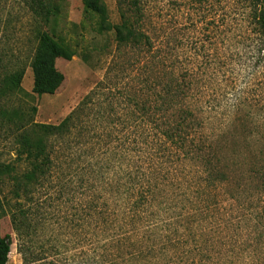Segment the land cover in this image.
Here are the masks:
<instances>
[{
	"label": "rangeland",
	"instance_id": "rangeland-1",
	"mask_svg": "<svg viewBox=\"0 0 264 264\" xmlns=\"http://www.w3.org/2000/svg\"><path fill=\"white\" fill-rule=\"evenodd\" d=\"M44 1L51 6L46 25L29 0H0V165L9 166L0 173V235L12 241L7 264H125L109 231H100L95 222L101 202L94 177L98 172L108 182L117 164L121 175L127 150L147 129L132 112L134 103L146 97L145 84L160 89L161 75L157 68L151 74L140 68L145 57L140 47L117 51L113 30L100 29L99 15L84 0ZM120 1L136 28L169 60L178 54L177 65L194 70L186 102L201 109L203 139L213 140L227 175L217 190L219 209L207 220L206 256L196 264H264V185L253 175L254 166L264 165V36L257 34L252 4ZM104 2L108 20L118 24L117 1ZM43 30L73 54L70 60L55 59L62 81L53 94L38 96L31 90L30 63ZM19 70V88H4V77ZM90 92L78 125L62 138H48L51 168L25 195H13L12 177L30 169L17 155L21 127L31 131L33 124H58ZM20 211L25 214L19 216ZM13 215L31 225L24 238L15 231ZM19 249L32 258L24 262Z\"/></svg>",
	"mask_w": 264,
	"mask_h": 264
},
{
	"label": "trees",
	"instance_id": "trees-1",
	"mask_svg": "<svg viewBox=\"0 0 264 264\" xmlns=\"http://www.w3.org/2000/svg\"><path fill=\"white\" fill-rule=\"evenodd\" d=\"M116 1L120 14L118 24L108 20L104 0H84L83 4L99 15L101 30H113L117 51L122 47H140L145 53L140 68L150 74L157 68L161 80L158 79L160 89L156 91H152L150 83H144L147 99L134 103L132 112L139 115L138 122L144 120L147 129L141 132L136 144L129 142L135 145L127 150L121 175L118 169L121 165L117 164L108 182L104 183L98 172L94 177L97 200L101 202L96 204L95 222L100 231H109L113 250L122 254L125 264H196V260L206 256L207 220L219 209L217 190L222 189L227 175L219 166L213 140L203 139V121L197 113L201 109L186 102L194 70L188 65L178 66V54L169 60L167 52L161 51L148 34L137 29L135 21L123 12L121 1ZM248 1L253 7L257 34L264 36V0ZM28 4L46 25L51 12L49 3L29 0ZM36 37L30 63L31 90L38 96L53 94L62 81L55 59L70 60L73 52L47 31H39ZM22 75L21 70L6 75L2 80L4 88L18 89ZM148 76L145 74V82ZM91 100L92 92L58 124H33L31 131L21 127L17 155L29 162L30 169L12 177L13 195H25L33 181L51 168L48 138H62L70 133ZM2 171L8 172L9 166L0 165ZM253 171L264 185V165L254 166ZM24 214L19 212V216ZM19 216L13 215L12 222L15 231L24 238L31 225L24 216ZM11 243L10 236L0 235V264H7ZM19 252L24 262L32 258V253L24 249Z\"/></svg>",
	"mask_w": 264,
	"mask_h": 264
}]
</instances>
